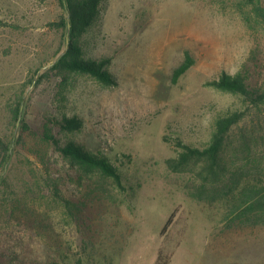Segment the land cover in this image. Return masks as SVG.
Listing matches in <instances>:
<instances>
[{
	"label": "rangeland",
	"instance_id": "obj_1",
	"mask_svg": "<svg viewBox=\"0 0 264 264\" xmlns=\"http://www.w3.org/2000/svg\"><path fill=\"white\" fill-rule=\"evenodd\" d=\"M255 3L264 9V0H102L80 42L86 56L111 58L116 82L75 72L63 84L49 72L37 84L62 48L49 26L62 13L59 0H0V138L14 136L13 149L21 118L29 125L3 171L0 253L71 264H262L264 222L234 219L232 209L243 183L264 180V100L207 83L241 73L264 92V18ZM187 55L192 64L174 81ZM18 96L19 121L11 113ZM235 110L244 119L220 183L203 186L202 164L174 166L177 140L203 148L217 118ZM61 114L81 126L62 130L54 124ZM44 123L61 143L107 156L121 185L71 167L43 139ZM242 130L254 138L251 153Z\"/></svg>",
	"mask_w": 264,
	"mask_h": 264
},
{
	"label": "trees",
	"instance_id": "obj_2",
	"mask_svg": "<svg viewBox=\"0 0 264 264\" xmlns=\"http://www.w3.org/2000/svg\"><path fill=\"white\" fill-rule=\"evenodd\" d=\"M102 0H59L62 13L56 21L49 23L52 29L60 32L62 35V48L56 52V58L51 66L43 72L37 80L39 84L49 72H55L56 75L61 77V82L64 84L68 75L75 72L88 73L105 84L115 83V78L110 72L108 66L111 62L110 57L94 58L86 56L83 51L80 37L88 33L92 25L99 19L100 3ZM256 10L259 15L264 18V9L255 3ZM2 20L0 19V25ZM67 33L69 38H67ZM62 52L58 54L60 51ZM58 54V55H57ZM192 64V59L189 55L186 56L185 61L174 70L173 80L175 81L182 75ZM222 90L239 93L245 97L249 103L256 104L258 101L264 100V92L260 93L254 89L247 82L245 76L241 73L230 74L223 71L218 78L207 82ZM24 103L23 96L15 98V103L11 109L12 118L18 119L21 111L22 104ZM244 119L243 111H232L217 118L215 122V129L212 134L210 142L203 148H198L188 144L182 143L180 140L176 141V145L181 148L178 156L172 159L174 166L180 168L186 166L189 162L193 164H202L203 171L206 172V178L202 182L203 186L209 183L214 186L215 183H220L223 176L222 170L224 169L225 150L231 140L233 129L238 127ZM50 122V121H48ZM51 123V122H50ZM54 124L62 130L73 131L78 129L82 122L77 116H67L61 114L54 117ZM20 130L18 137L15 139L16 144L23 140L24 132L27 131L29 125L25 118H21ZM242 146L251 153L253 150L252 142L253 137L243 130L240 132ZM14 137V136H12ZM4 140L0 138V186L6 180V173L4 168L11 160L15 148H11L14 142L13 138ZM42 137L45 141L51 142L59 155L64 158L71 167H76L81 173L88 175L90 173L98 172L99 174L110 177L117 184L121 185V174L118 168L100 152H92L74 140L61 143L57 136L52 132V128L48 123H44L42 130ZM225 171V170H224ZM200 173V172H198ZM211 176V177H209ZM233 173L228 175V187L233 182ZM211 178V181H208ZM215 187V186H214ZM234 205L232 212H235L234 219L244 220L250 217H257L259 221L264 222V180H247L240 186L238 195L234 197ZM171 222V216L167 219L163 226V230L167 228ZM19 252L1 251L0 264H71L70 262L60 263L57 260H38L37 258L28 260L20 258ZM81 261V262H79ZM78 264H83L82 260H78ZM104 264H113L112 261H107ZM165 264V262L158 263ZM264 264V261L262 262Z\"/></svg>",
	"mask_w": 264,
	"mask_h": 264
},
{
	"label": "water",
	"instance_id": "obj_3",
	"mask_svg": "<svg viewBox=\"0 0 264 264\" xmlns=\"http://www.w3.org/2000/svg\"><path fill=\"white\" fill-rule=\"evenodd\" d=\"M67 38H69V35H68V33H67ZM53 63V62H52ZM51 63V64H52ZM34 82H35V79H34ZM20 120V115H19V117H18V121Z\"/></svg>",
	"mask_w": 264,
	"mask_h": 264
}]
</instances>
